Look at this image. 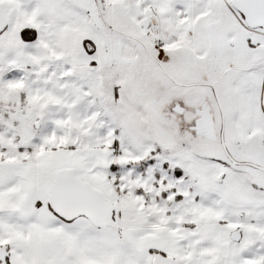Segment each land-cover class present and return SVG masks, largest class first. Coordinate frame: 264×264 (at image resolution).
<instances>
[{
	"label": "snow or ice",
	"instance_id": "snow-or-ice-1",
	"mask_svg": "<svg viewBox=\"0 0 264 264\" xmlns=\"http://www.w3.org/2000/svg\"><path fill=\"white\" fill-rule=\"evenodd\" d=\"M0 264H264V0H0Z\"/></svg>",
	"mask_w": 264,
	"mask_h": 264
}]
</instances>
